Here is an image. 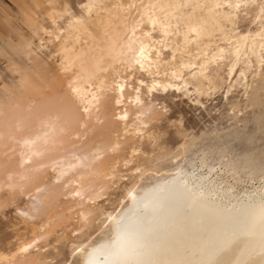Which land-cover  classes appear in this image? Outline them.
<instances>
[{"label":"bare ground","instance_id":"obj_1","mask_svg":"<svg viewBox=\"0 0 264 264\" xmlns=\"http://www.w3.org/2000/svg\"><path fill=\"white\" fill-rule=\"evenodd\" d=\"M13 1L18 6L16 13H12L8 6L0 5L1 63L3 58H13L15 51L19 48L31 60L38 55V49L42 52L48 49L42 38H39L40 45L38 47L34 43H17L15 35L18 34L19 27L34 25L33 14L36 10L37 0ZM54 1L58 3L59 0ZM107 1L111 2V5H106ZM228 2L230 0L78 1L77 9L68 8L75 17H83L85 24L79 30L70 28L69 17L65 15V9L63 12L57 13L58 19L63 22L64 34H61L63 39L56 53L60 54L61 61L65 56L63 51L65 47L71 50L67 55L80 56L81 60L77 61L74 70L80 71L81 61H83L85 75L93 69L97 62H100L107 71L98 73L99 79L96 83L98 84L99 80H104L107 84L104 75L114 65H121L130 70L131 76L136 71H142L138 66L132 64L133 52L128 48L129 41L139 37L148 44L151 49L149 59L154 62L147 71H143L150 79L149 82H145L146 88L151 87L155 82L161 87L154 91H165L163 86L172 83L174 86L168 88L167 91L176 88L185 90L186 87V93L193 92L200 95L204 92L202 89H204L206 81L210 83V87H213L210 77L208 80L193 77L192 71H198V69L189 70L180 66L181 64H198L200 62L195 59L199 51L197 44H199V48H203L207 44L208 38H203L204 43L197 42V44H189L185 47L183 33L187 31L188 25L204 24L209 30L215 29L217 35H220V30H224L227 33V39H224L223 36L221 39L226 43L227 40H231L233 45L240 48L239 62L236 67L238 68L240 64L247 65V69L241 70L244 75L239 76L249 87L248 73L253 62L264 64L261 62L264 59V48L261 47L264 44V36L261 35L260 21L259 29L251 33L241 30L239 20L243 14H248L252 7H257L258 16H260L259 4L261 0H256L254 5L242 7L239 10L228 8L226 6ZM231 2L235 3L236 0H231ZM129 3H135L136 8L128 9ZM89 4L91 12L84 7ZM119 5H123V7H119ZM20 14H23V17ZM142 15L145 20L151 15L161 23L165 21L170 23L169 32L171 34L167 37L163 36L166 43L156 44L153 35L149 42L142 36L139 29L136 36L133 37L132 24L134 21H138ZM93 21L102 26V38L97 37L91 40L89 28ZM177 26H179V35L176 34ZM228 26L231 29L228 30ZM141 29L144 32H149L152 30V25L145 23L141 25ZM157 30L162 34L159 24ZM105 31L108 33L106 36L104 35ZM42 40L43 44H41ZM177 46L180 48V51L177 52H181L183 55L181 62L178 63L177 59L166 63L163 58L164 51L169 49L173 52ZM132 47L138 49L139 45L133 43ZM193 51L197 53L194 54ZM157 52H159V57L156 56ZM232 59L235 60V57L233 56ZM18 70L21 72H11L12 78L17 77L18 80H12L11 84H7V88H2L6 85V79L2 77V73L0 74V138L4 137L5 129L8 127H13L17 134H20L19 139L14 138L20 142V145H17L19 147L17 158L19 169L15 173H6L4 178H0V195L3 192L10 195L26 193L27 187L34 180L33 175H36L28 171L33 165L24 163L29 159L32 151L41 153L38 157H32V160L42 161L46 165H50L53 160L60 161L64 167H67L68 163L77 164L78 162L80 164V160H73V154L81 159L84 158L77 147L73 148L71 152L72 158L61 155L67 139L75 143L85 140L83 136L79 141L75 139L76 135L83 132L84 129H79L75 125L70 128L66 127L65 118L58 108L40 109L38 107L41 98L50 88L47 81L48 72H39L37 69H29L24 66L17 68ZM177 70L182 76L180 80L174 79L171 75L173 71ZM260 72L262 71L260 70ZM60 73L67 89L68 80L65 77L70 74ZM235 73H231L229 76L233 77ZM119 81L125 82L126 80L120 77ZM81 86L86 88L85 84ZM51 88L53 87L51 86ZM143 88L141 87L139 93V104L136 103L135 97L136 107L140 109L142 115L147 111L141 96ZM127 93L128 87L124 101L117 107L116 117L127 112L129 119ZM106 116V113L100 114V119L104 123ZM128 119L120 121L127 123ZM31 121L35 123V131L31 134H24L25 124ZM91 123H96L95 116ZM142 123L147 125L144 120ZM25 139L36 140V144L29 149L23 143ZM93 152L99 153L102 158L106 157V148L102 143H98ZM84 165L89 166L92 175L100 176L104 173L103 164L94 160L93 156L88 164L84 163ZM84 167L73 169L74 173H69V176L65 178V183L70 180L80 183V177L83 176V183L89 190L91 179L89 174L83 170ZM138 167L141 169V166ZM44 171L45 169L41 168L40 173ZM210 174L178 169L148 189L141 191H136L134 188L129 189L126 205L120 210H114L107 214L109 237L87 246L79 245L77 247L80 249L79 260L75 264H86L89 259L97 261V264H133V261L137 259L145 262L150 261L152 264H156L158 261L175 262V264H200L201 261L209 257L214 259V264H264V186L237 190L233 185L224 184L229 181L222 183L214 181L215 179L212 180ZM21 186H23V193ZM68 197L69 202L65 211H71L90 202L88 199L73 198L70 192ZM98 197L93 194L92 199L95 201ZM36 201H39V210L33 211L32 205ZM49 203V190L46 187L44 192H37L34 199L29 200L24 207L17 208L18 210L15 212L18 214L19 211H26L28 217L19 215L22 219L28 222L38 221L42 218V211ZM81 214L85 216L84 211H81ZM56 217L49 216L39 228L42 231L40 230L31 238L19 241L13 250L10 248L11 254H0V263L12 264L14 254L19 253L21 247L33 241L35 244L39 243L44 233L49 232ZM85 248L88 250L87 253L83 251ZM20 255L22 257L25 254Z\"/></svg>","mask_w":264,"mask_h":264},{"label":"rangeland","instance_id":"obj_2","mask_svg":"<svg viewBox=\"0 0 264 264\" xmlns=\"http://www.w3.org/2000/svg\"><path fill=\"white\" fill-rule=\"evenodd\" d=\"M78 1L85 0H63L73 9H77ZM0 4L8 6L12 13L18 11V6L13 0H0ZM106 5H111V2L107 1ZM64 9L61 0L58 3L54 0H37L33 14L34 25L20 26L15 40L18 44L34 43L38 47L39 38H42L48 49L44 52L38 49V55L31 60L19 48L13 58H3L2 63L0 62V74L2 73V77L6 79V85L2 88H7V84H11L12 80H18L17 77L12 78L11 72H21L17 71V68L22 66L37 69L39 72H48L47 81L50 88L41 98V103L39 102L40 109L58 108L56 97L67 91L61 73L56 76V69H59L61 62L56 52L62 40L53 43V37L47 34L53 29V17L58 21L56 26H62L61 34H64L63 22L57 17V13L63 12ZM245 14L239 20L241 30L256 32L260 27L257 7L250 8L248 14ZM20 15L23 17V14ZM93 23L89 28L91 40L102 38V26L96 21ZM227 29L231 27L228 26ZM152 35L156 44L163 40V35L158 30L152 32ZM223 41L221 46H226V41ZM164 52L165 62H171L172 52L169 49ZM195 52L193 51L194 54L197 53ZM177 53H180V56ZM177 53L179 60L177 62L180 63L183 55L181 52ZM228 66L227 61L218 69L213 66L210 75L213 87H210V83L206 81L202 89L204 92L200 95L193 92L186 93L185 90L176 91V89L149 93L144 87L141 96L147 111L142 115L135 104L137 93L133 91V86L139 87L138 81L141 79L149 82L148 75L143 71H136L131 76L130 70L121 65H114L104 77L107 84L113 80L119 81L120 77L127 81L129 85L127 123L116 118L118 106L114 105L115 116L111 112L106 113L103 128L97 131L96 136H90L80 143L67 139L64 151L61 152V155L72 158V146L78 145L77 148L80 153L82 152L83 157L88 156L87 160L83 161L88 164L98 143L104 144L106 157L109 158L102 166L104 173L95 176L92 175L89 166L83 169L91 179L89 190L94 195L100 193V196H97L94 203L88 202L82 207L65 211L70 189L64 190L62 184L52 185V181L45 177L52 175L51 167L36 174L45 176L34 178L25 194L10 195L3 192V195H0V254H11L19 241L38 234L40 230L42 231L39 228L48 217L57 215L42 240L35 244L29 253L22 257L19 255L17 259L20 261L26 259L34 264H75L79 260L80 252L75 249L79 245L87 246L109 237L107 214L120 210L126 205L129 189L134 188L136 191L148 189L178 169L211 173L212 180L222 183L229 181L224 184L233 185L237 190L264 186L262 185L264 184V64L253 62L248 73L249 87L239 76L242 69H247V65L240 64L233 77L227 73ZM226 74L228 79H225ZM165 108H167L166 112ZM142 120L147 125H143ZM34 131V122L25 124L24 134H31ZM19 137L20 134H17L16 129L8 127L5 129L4 139L0 138V178H4L6 173H15L19 169L17 158L20 142L14 140ZM115 143L120 144V149L115 153L108 151L107 149ZM133 153L136 154L134 157ZM125 160L141 166V173L137 174L131 164L126 167ZM37 186L47 187L50 203L42 211L40 220L28 222L15 211L34 199ZM81 211L88 216L86 223L82 219ZM85 238L87 241L82 243Z\"/></svg>","mask_w":264,"mask_h":264},{"label":"snow or ice","instance_id":"obj_3","mask_svg":"<svg viewBox=\"0 0 264 264\" xmlns=\"http://www.w3.org/2000/svg\"><path fill=\"white\" fill-rule=\"evenodd\" d=\"M255 3L256 0H236L235 3L231 2L230 0V2H228L226 6L228 8L239 10L242 7H248L249 5H254ZM61 5L65 8V15L69 17L70 28L79 30L82 26H84L85 19L83 17H75L74 14H72L71 10L68 8L67 4L63 2V0H61ZM184 6L186 7L187 5ZM217 6L219 7L220 5ZM84 7L87 8L89 12H91L90 4L84 5ZM119 7H123V5H119ZM127 7L128 9H134L136 8V4L129 3ZM259 8L261 15L257 17V20L260 21V24L262 26L261 35L264 36V0H261ZM145 23L152 25L151 31L144 32L141 29V25ZM158 24L159 29L164 37H167L171 34L169 32V28L171 27V25L167 21L161 23L151 15L147 20H145L144 16L142 15L138 21L133 22L131 27L132 35L133 37H135L136 32L139 29L142 32V36L149 42H151L152 32L157 30ZM52 25V31L48 32L47 34L48 36L53 37V43L59 42L63 39V36L61 35L62 26H56L57 21L54 17L52 18ZM86 30L87 29L85 28V31ZM65 31L67 30L65 29ZM107 34V31H105L104 35L106 36ZM176 34H180L179 26H177ZM221 36H223L224 39H227V33L224 30H220V35H217L215 29L209 30L204 24H197L196 26L188 25L187 31L183 33L185 47L189 44H197V42L204 43L203 38L205 37L208 38V42L204 45L203 48H199V44H197L199 51L195 59L200 61L198 64L186 63L181 64L180 67L189 70L198 69V71H192V76L200 77L203 80L209 79L213 71V66L218 69L224 66L226 61L229 65L227 67V73L231 74L237 72L238 69L236 67V64L239 62L240 48L233 45V42L231 40H227L226 46H221L224 43V41L221 39ZM43 43L44 41L42 40L41 44ZM133 43H138V49L132 47ZM158 43L164 44L166 43V41L161 40ZM261 47L264 48V44H262ZM128 48L129 51L133 52L132 64L138 66L140 70L147 71L149 67L154 63L149 59V53L151 52V49L148 47V44L145 43L144 39L137 37L135 40H130ZM233 48H235V51H233ZM63 51L65 53V56L61 61L60 68L58 70L56 69V76L58 77L60 72H64L70 75L65 77L68 80L67 91L62 95L56 97V103L58 105V110L62 112L65 118L64 124L66 127L70 128L72 125H75L78 126L79 129H84L83 132L76 135L75 139L79 141L83 136L86 141L90 136H96L98 130H102L104 121L100 119L101 113L111 112L115 116V108L113 106H119L122 104L126 96V88L129 87V85L127 81L120 82L118 80H113L110 84H106L104 80H99V83L97 84L96 81L99 79L98 73L107 71L106 68L102 67L100 62H97L94 65L93 69L88 71L85 75L83 70V61H81L80 71L74 70L77 61L81 60L80 56L73 57L67 55V53L71 50L66 47L63 49ZM177 51H180L179 46H177L176 50L171 54L172 61H176L178 59L176 54ZM57 55L59 56L60 54L57 53ZM156 56L159 57V52L156 53ZM233 56L235 57V60L232 59ZM261 62L264 63V59H262ZM171 75L176 80H180L182 78L179 70L173 71ZM240 75L243 76L244 73L240 72ZM225 79H228L227 74L225 76ZM138 83L140 87L133 86V91L137 93L136 103L139 104V93L141 91V87H145V81L141 79L140 81H138ZM82 84H85L86 88H83L81 86ZM173 86L174 85L172 83H169L164 85L163 87L164 90L167 91L168 88ZM160 87L161 85L153 82L151 87L147 88V91L151 93L154 90L159 89ZM186 90L187 88L185 87V91ZM176 91H181V89L176 88ZM164 111L166 112L167 108H165ZM94 116L96 117L95 125L91 123ZM116 118L119 120H127L128 114L127 112H123V114L119 115ZM58 119H60V117H58ZM23 143L27 147H29V149H31L36 144V140L25 139ZM72 147L76 148L78 147V145H73ZM120 147L121 146L119 143H115L112 144L107 150L115 153L120 149ZM40 155L41 153L39 151H32L29 159L24 161L25 164L33 165L28 169V171L30 173L39 174L41 168L47 170L49 167H51L52 175H33V178L45 176L48 180L52 181V185L63 184L64 190L70 189V195L73 198H77L79 200L88 199L91 203L95 202L94 199H92L93 194L85 187L83 183V176L80 177V183H77L76 180H70L65 183V178L69 176V173H74L73 169H78L85 166L83 161L87 160V157L81 159V157L75 156L73 154V159L80 160V164L68 163L67 167H64L60 161L56 160H53L50 165H46L39 160H32V157H38ZM132 155L134 157L136 154L133 153ZM93 159L99 161L100 164H104L109 160V158L107 157L102 158L99 153H94ZM129 164H131L137 174L141 173V169L135 163H132V161L129 160H125V166L128 167ZM72 185H75V187H71ZM35 190L38 193H42L45 191V187L37 186ZM21 192L23 193V186H21ZM96 195L98 196L99 194ZM65 198H67V196H65ZM38 205L39 201H36V203L32 205L33 211L39 210ZM19 215L28 217V212L19 211ZM81 216L83 221L86 223L88 221V216H83V214H81ZM86 241L87 238H85V241H83L82 243H85ZM34 245L35 241L21 247L19 249V253L14 254L12 264H34V262H29L27 260L20 261L17 259L20 254L29 253V250L32 249ZM75 251L79 252L80 249L76 248ZM83 251L85 253L88 252L86 248L83 249ZM86 264H97V261H92L91 259H89L88 261H86ZM133 264H152V262H145L143 260L137 259L133 261ZM156 264H175V262L158 261L156 262ZM200 264H214V259L212 257H209L208 259L201 261Z\"/></svg>","mask_w":264,"mask_h":264},{"label":"crops","instance_id":"obj_4","mask_svg":"<svg viewBox=\"0 0 264 264\" xmlns=\"http://www.w3.org/2000/svg\"><path fill=\"white\" fill-rule=\"evenodd\" d=\"M1 5V4H0Z\"/></svg>","mask_w":264,"mask_h":264}]
</instances>
